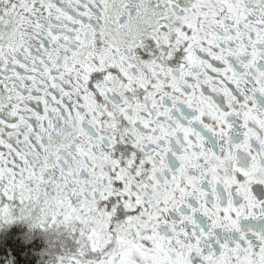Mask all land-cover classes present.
I'll return each instance as SVG.
<instances>
[{
  "label": "snow or ice",
  "instance_id": "1",
  "mask_svg": "<svg viewBox=\"0 0 264 264\" xmlns=\"http://www.w3.org/2000/svg\"><path fill=\"white\" fill-rule=\"evenodd\" d=\"M0 264H264V0H0Z\"/></svg>",
  "mask_w": 264,
  "mask_h": 264
}]
</instances>
